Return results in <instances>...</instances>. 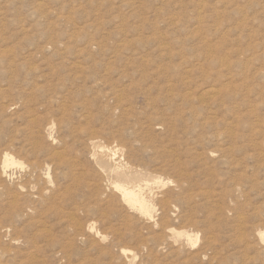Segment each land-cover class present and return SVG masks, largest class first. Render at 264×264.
Instances as JSON below:
<instances>
[{
    "label": "rangeland",
    "instance_id": "1",
    "mask_svg": "<svg viewBox=\"0 0 264 264\" xmlns=\"http://www.w3.org/2000/svg\"><path fill=\"white\" fill-rule=\"evenodd\" d=\"M0 264H264V0H0Z\"/></svg>",
    "mask_w": 264,
    "mask_h": 264
},
{
    "label": "bare ground",
    "instance_id": "2",
    "mask_svg": "<svg viewBox=\"0 0 264 264\" xmlns=\"http://www.w3.org/2000/svg\"><path fill=\"white\" fill-rule=\"evenodd\" d=\"M11 164H13V160L6 159L5 160V166L8 167ZM119 189V192L121 194V197L124 199L126 203H128L131 206H138L142 213L144 214H150V207L148 204L144 201V199L141 198L140 194L136 193L134 190H131L129 188H122L117 187ZM126 254V252H123Z\"/></svg>",
    "mask_w": 264,
    "mask_h": 264
}]
</instances>
